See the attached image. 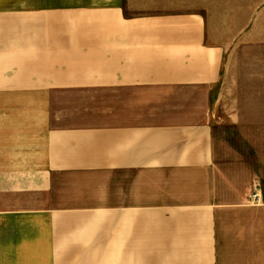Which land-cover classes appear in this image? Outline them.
I'll return each mask as SVG.
<instances>
[{
  "label": "crops",
  "instance_id": "0c3cea01",
  "mask_svg": "<svg viewBox=\"0 0 264 264\" xmlns=\"http://www.w3.org/2000/svg\"><path fill=\"white\" fill-rule=\"evenodd\" d=\"M254 50L264 0H0V264H264L212 128Z\"/></svg>",
  "mask_w": 264,
  "mask_h": 264
},
{
  "label": "rangeland",
  "instance_id": "374dc122",
  "mask_svg": "<svg viewBox=\"0 0 264 264\" xmlns=\"http://www.w3.org/2000/svg\"><path fill=\"white\" fill-rule=\"evenodd\" d=\"M232 81L213 96L220 190L264 192V50L241 53Z\"/></svg>",
  "mask_w": 264,
  "mask_h": 264
},
{
  "label": "built area",
  "instance_id": "2783aa9c",
  "mask_svg": "<svg viewBox=\"0 0 264 264\" xmlns=\"http://www.w3.org/2000/svg\"><path fill=\"white\" fill-rule=\"evenodd\" d=\"M251 198H252L253 200H255V201H258L257 194H253V195L251 196Z\"/></svg>",
  "mask_w": 264,
  "mask_h": 264
}]
</instances>
